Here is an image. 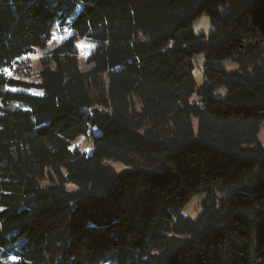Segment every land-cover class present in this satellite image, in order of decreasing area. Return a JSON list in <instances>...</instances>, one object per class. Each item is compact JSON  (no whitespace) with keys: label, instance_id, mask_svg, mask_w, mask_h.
<instances>
[{"label":"trees","instance_id":"trees-1","mask_svg":"<svg viewBox=\"0 0 264 264\" xmlns=\"http://www.w3.org/2000/svg\"><path fill=\"white\" fill-rule=\"evenodd\" d=\"M262 125L264 0H0V264H264Z\"/></svg>","mask_w":264,"mask_h":264},{"label":"rangeland","instance_id":"rangeland-1","mask_svg":"<svg viewBox=\"0 0 264 264\" xmlns=\"http://www.w3.org/2000/svg\"><path fill=\"white\" fill-rule=\"evenodd\" d=\"M192 31L193 34L196 36H203L208 38L209 35L214 31V28L210 24V20L206 16H201L192 24ZM71 38H75L76 45L79 49V56L78 62L81 70L88 69L87 65V58L91 53L95 50L94 46L84 42L83 40L77 39V35L74 32H67V31H60L58 30L55 32L51 38V41L48 43L47 47L43 50H37L34 55L28 56L24 62L26 63L25 66L28 65V78L21 77L23 79L29 80L31 82L37 81V72L41 68V60L42 58L47 55L54 47L59 45L60 43L69 40ZM93 49V50H92ZM219 68H222L226 71H233L237 69V65L231 62H222L216 65ZM204 62L201 57L197 59L196 66L193 69V77L195 79L196 84L199 86L203 82V72H204ZM8 75H13L12 73H8ZM28 94H35L33 92H27ZM226 95V90L224 88L219 89L215 92V97L223 98ZM258 141L261 146L264 147V125L260 127L258 133ZM72 148H79L80 151L89 153L91 151V145L89 144L88 140L81 137L78 138L73 144ZM110 166L114 168L117 172H121L124 170L123 166L117 163H109ZM69 190L72 187H67ZM203 197L193 198L182 210L181 214L183 216L190 217L192 220H195L201 213L199 202L202 200Z\"/></svg>","mask_w":264,"mask_h":264}]
</instances>
